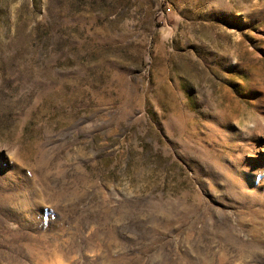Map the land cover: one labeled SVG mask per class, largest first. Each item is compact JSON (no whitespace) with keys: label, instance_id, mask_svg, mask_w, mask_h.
Instances as JSON below:
<instances>
[{"label":"rangeland","instance_id":"obj_1","mask_svg":"<svg viewBox=\"0 0 264 264\" xmlns=\"http://www.w3.org/2000/svg\"><path fill=\"white\" fill-rule=\"evenodd\" d=\"M259 115L264 0H0V264H264Z\"/></svg>","mask_w":264,"mask_h":264},{"label":"bare ground","instance_id":"obj_2","mask_svg":"<svg viewBox=\"0 0 264 264\" xmlns=\"http://www.w3.org/2000/svg\"><path fill=\"white\" fill-rule=\"evenodd\" d=\"M261 100H262V99H261ZM258 101H259V100H258ZM257 120H258L257 123L255 122V124H253V126H255V125L258 126V128H260V130H261V129H264V128H263V125H264V116H263V115H259ZM259 120H260L262 123H260ZM251 126H252V125H251ZM256 128H257V127H256ZM254 130H255V129H254ZM243 149H244V148H243ZM251 157H252V156H251ZM253 163H255V159H254V157H252V160H251V161H247L246 164H248V165H249V164H250V165L252 164V165H253Z\"/></svg>","mask_w":264,"mask_h":264}]
</instances>
